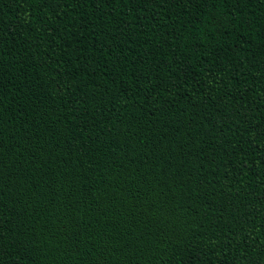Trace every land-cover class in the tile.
<instances>
[{
    "label": "trees",
    "instance_id": "16d2710c",
    "mask_svg": "<svg viewBox=\"0 0 264 264\" xmlns=\"http://www.w3.org/2000/svg\"><path fill=\"white\" fill-rule=\"evenodd\" d=\"M0 264H264V0H0Z\"/></svg>",
    "mask_w": 264,
    "mask_h": 264
}]
</instances>
